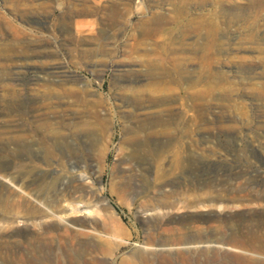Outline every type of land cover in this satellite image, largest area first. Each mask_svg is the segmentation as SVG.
Listing matches in <instances>:
<instances>
[{"label": "rangeland", "instance_id": "374dc122", "mask_svg": "<svg viewBox=\"0 0 264 264\" xmlns=\"http://www.w3.org/2000/svg\"><path fill=\"white\" fill-rule=\"evenodd\" d=\"M261 223L264 0H0V264H264L147 243Z\"/></svg>", "mask_w": 264, "mask_h": 264}, {"label": "bare ground", "instance_id": "6f19581e", "mask_svg": "<svg viewBox=\"0 0 264 264\" xmlns=\"http://www.w3.org/2000/svg\"><path fill=\"white\" fill-rule=\"evenodd\" d=\"M40 9H41V7H40ZM92 10H95V9L90 8L89 5L88 6L83 5L80 8H78L77 10H75V12H77L78 14L79 13H88V12L90 13V12H92ZM124 12H123V14H124ZM114 13H115V11H114ZM114 13L112 12V14H114ZM156 17H158V15ZM13 28H15V27H13ZM75 124H77V123H70V125H73L74 127H75ZM82 124H83V122H82ZM83 127H84V125H83ZM85 131H87V130H85ZM92 132L93 131H91V133ZM53 133L56 134L57 132L53 131ZM64 189L67 191V194H69V195L72 193V191H76L77 189H80L82 191V188H80L79 186L72 188V189H70V186H69V187L64 188ZM79 195H80L79 200L81 201L82 200L81 199L82 193H80ZM49 204H51V203H49ZM84 204H85L86 209L92 210L91 205L88 204V202L84 203ZM74 207L77 209L76 211L80 210V209H78V207L76 205ZM87 220H86V222H87ZM89 221L95 222V224H97V225L100 224L99 218L96 216H94L93 218H89L88 222ZM108 225H109V223L106 222L107 227H108ZM119 228H122V225L120 223H118L116 225V229H119ZM69 235H70V239H72V241L73 240L75 241V243L73 242V245L78 244L80 246V249L83 250V253L85 255H88V257H89V259L87 260L88 263L113 264L115 247H117L118 245L113 246V244L111 242L110 243H102L100 241H96L93 238L77 239V234H75V236H74L72 233H70ZM255 236L259 240L258 243L252 242ZM147 243L151 247L150 252L153 254L159 253V256L161 259L162 258L166 259V254L169 252L170 248L178 247V249L180 248V250L185 251L186 249L188 250V248L193 247V248L199 249L200 251H204L205 249L221 250V251L225 252L226 255L229 254L228 256H232L236 260L251 258V259L263 261L264 260V223H261L259 225H249L245 231H238L236 229H233L231 231L224 232L222 229H217V230H211L207 234H202L199 237H187V238H182V239L169 237V238H166L164 241H159V240L150 238ZM174 244H176V245L179 244V245L176 246ZM51 251H53V249ZM171 251H173V250H171ZM236 260H234V261H236ZM68 264H71L70 259L68 260Z\"/></svg>", "mask_w": 264, "mask_h": 264}]
</instances>
